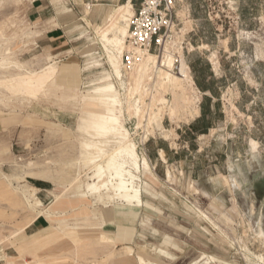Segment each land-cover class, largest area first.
Returning a JSON list of instances; mask_svg holds the SVG:
<instances>
[{
	"label": "rangeland",
	"instance_id": "obj_1",
	"mask_svg": "<svg viewBox=\"0 0 264 264\" xmlns=\"http://www.w3.org/2000/svg\"><path fill=\"white\" fill-rule=\"evenodd\" d=\"M121 4L0 0V56L9 48L8 58L38 71L48 55L57 63L54 84L64 89L47 84L32 96L0 86V146L7 147L0 158V264H264V0H176L172 42L158 57H181L193 83L175 116L159 100L171 105L170 90L155 81L136 79L128 95L132 71L120 65L124 42L115 46L109 34L119 32L107 19ZM108 25L105 41L97 30ZM54 29L65 44L57 57L45 38ZM87 54L94 59L84 69ZM12 73L21 71L10 68L0 77ZM107 73L125 131L96 136L78 126L81 112L93 120L103 109L83 84ZM194 79L213 94L202 93ZM66 90L76 91L67 103ZM130 103L142 118L127 114ZM208 107V122L196 124L209 127L207 133L192 136L189 127ZM138 119L143 127L135 128ZM118 141H133L148 163L136 181L140 207L107 191L116 183L113 174L102 177L99 192L86 190ZM85 142L92 156L82 153ZM113 161L123 159L116 153ZM62 175L66 181H58ZM68 177L77 184L71 187ZM34 179L51 183L50 198L37 194ZM23 191L39 204L31 207ZM41 205L51 210L49 225L30 235L26 228L41 216Z\"/></svg>",
	"mask_w": 264,
	"mask_h": 264
},
{
	"label": "bare ground",
	"instance_id": "obj_2",
	"mask_svg": "<svg viewBox=\"0 0 264 264\" xmlns=\"http://www.w3.org/2000/svg\"><path fill=\"white\" fill-rule=\"evenodd\" d=\"M86 9L88 10L89 7L87 6ZM132 15H133V11H132L130 3H126L124 5L118 6L109 15L108 19L110 23L109 25L113 24V27H112L113 29L111 31H114L116 29L117 32L119 33L111 34L109 31L110 30L109 25L104 30H97V33H101L105 41H108V38H106L105 35L103 34L110 33L109 35H113L114 37L115 46H119V47L123 46L122 44L124 42V47H125L124 51H125L127 48V44H126V41L123 40V37L125 36L124 34L126 33V31H128L129 25H127V22L129 19H131ZM126 36H127V33H126ZM3 54L4 55L0 56V71H5L7 69L13 68L14 70H16V72L21 71V73L20 74L16 73L17 75L15 74V76H13V73H12V76L10 75L9 77L7 76L8 78L4 77L3 79L0 77V83H1L0 86L4 85V87L7 89H13L15 87H18L20 91L33 96L35 95V93H38L40 90H42L45 85L47 84L55 85L54 78L57 74V63L50 60V57H48L47 55L48 53L45 54L47 55V57L46 56L45 57L47 58L48 62L44 64L43 66H41L40 68L38 66L37 67L39 68L38 71L26 70L25 67L23 66L24 63L22 64L19 62H15L12 59L8 58L10 56L9 48H4ZM160 57H154L151 54H144L142 56L141 62L127 76V80L129 84V87H128L129 94L128 95L129 96L132 95V90H134L133 86L137 82L136 79H141L142 77H146L148 81H152V82L155 81L154 82L155 85L159 86L160 88H163L164 90H168V91L170 90V93L172 95L171 105H167L166 104L167 100L165 99V97H162L161 95H160L161 97L159 100H162L160 102L162 107H164L166 111L169 110V113L171 116H175V114L181 112L182 110V106H183L182 104H184L182 100V96L184 94L185 88L186 87L189 88L193 82L189 76L188 68L184 64L183 59L181 57L180 59H178L179 66H178V72L176 75L173 74L170 70V68L173 67V62H174V60L170 58V55L166 56L165 58V56H162L161 54ZM84 59H85L84 65H83L85 66L84 69H88L89 67H92L91 61L94 58L90 54H87ZM120 65H121V58H120ZM11 72L12 70L10 71V74ZM4 74H7V73H4ZM110 76L111 74L107 73L105 76H102L100 78L87 80L83 84L84 89H86V91L88 90V92H91L93 94V96L87 95V97L90 96L89 99H94L95 101H98V103L103 107V109H102V112L100 111L101 113H98L96 115V118L93 120L87 119L84 112H81V116L78 120V126L92 129L93 131L96 132V136H112L115 134L124 133L125 131V128L123 127L122 122H121V113L120 111L116 110L121 105L120 104L121 102L119 98L117 97V93L114 90ZM116 79L118 80L120 78H116ZM55 88L59 89V91L64 90L60 87H57L56 85H55ZM1 90L2 88L0 89V91ZM68 93H71V95H68ZM75 93L76 91L66 90V94L62 95L61 98L64 99V102H66L67 99H68L67 101L73 100L74 99L73 97H75L74 96ZM46 94L50 95V93L49 94L46 93ZM6 98H10V97H6ZM85 98L83 100H85ZM163 99H165L166 103L163 102ZM134 104L135 103L133 104L130 103L127 105V109H126L127 114L130 116V114L133 113L135 117L136 116L138 117L139 115L142 118L143 114L141 110L135 108L136 105ZM147 116H148L147 114L144 115L145 119L147 118ZM140 119L137 120L136 127L134 126L135 128H138L140 124L139 122ZM141 125L142 124H140V126ZM132 143L128 144L127 142H122V141L117 142L118 147H117V150L115 151V154L117 153V155L121 159H123L122 164H119L113 161L115 154L107 156L106 157V160H107L106 167L105 168L101 166L97 167L93 174V178L96 179L97 182L87 183L85 185L87 191H91L92 193L99 192L102 187L106 186V183L99 182L102 179V177H104L105 174H110V175L113 174L114 178L116 179V183L114 184V186H111L112 187L111 189L107 188V191L109 192V190H111L110 193L113 196L118 197L119 199H121V201L124 204L128 206H131V207L142 206L141 187L139 186V184H136V181L138 180V176L141 173V171L145 173L149 171V166H148L146 159H140L138 157L137 153L139 150L137 151L138 149L137 146L134 143L133 144ZM6 148L4 146H0V158L7 151ZM82 148H83V151H82L83 154L92 156V154L89 153V151L93 148L92 145L85 142L82 144ZM64 175L59 176L58 181H66ZM69 177L67 178L68 180H69ZM77 181H78L77 178H72L69 185L72 187L73 185L77 184ZM22 195H23L24 200L29 205H31V207L33 206V204L35 206L39 204V203L35 204L34 202L33 204H30L31 201H37V200H33L34 197L30 196L26 191H23ZM52 195H53V200L55 201L59 197L58 195H55V194H52ZM111 197H112L111 195L108 196V198H111ZM41 206L43 207L42 208L43 212L41 213V216L50 217L51 210H48V209L45 210L46 208H44L43 205Z\"/></svg>",
	"mask_w": 264,
	"mask_h": 264
},
{
	"label": "built area",
	"instance_id": "obj_3",
	"mask_svg": "<svg viewBox=\"0 0 264 264\" xmlns=\"http://www.w3.org/2000/svg\"><path fill=\"white\" fill-rule=\"evenodd\" d=\"M137 6L129 22L127 48L121 56L123 71H132L144 54L158 57L172 42L176 0H134ZM174 64H178L175 61ZM174 70H178L177 67Z\"/></svg>",
	"mask_w": 264,
	"mask_h": 264
},
{
	"label": "crops",
	"instance_id": "obj_4",
	"mask_svg": "<svg viewBox=\"0 0 264 264\" xmlns=\"http://www.w3.org/2000/svg\"><path fill=\"white\" fill-rule=\"evenodd\" d=\"M95 1H99V0H95ZM119 1V0H118ZM121 1V5H124L126 3H130L132 11L135 10L134 8H136L137 3L134 0H120ZM118 5V6H121ZM117 6V7H118ZM89 7V6H88ZM134 12V11H133ZM111 14V13H110ZM109 14V15H110ZM109 15L107 16V19L109 17ZM106 19V21H107ZM106 24V23H105ZM45 38L47 39V41L49 42L48 45V52H53L56 51V54L54 57L60 56L63 53H65L64 51H61V49H63V47L65 46V44L62 42L63 39V33L59 30H51L46 32ZM69 64V63H67ZM69 68L66 69L65 72H68V74H73L70 73ZM213 70V69H212ZM208 80L210 78H207ZM209 91L206 92H202L204 94L208 93ZM203 112V111H202ZM201 112V115H202ZM201 115L196 117V120L199 119L201 117ZM209 116H206V120H208ZM189 130V129H188ZM160 152V150H159ZM162 152V151H161ZM32 187L36 190L37 194H40L41 196H45V198H50V189H51V183H49L48 181H43V180H39V179H34V183L32 184ZM40 199V198H39ZM42 201V200H41ZM44 201V200H43ZM42 204V202H41ZM48 221L47 219H45V217L40 216L37 217L27 228L26 231L29 232L30 235H37L39 233H42L43 231H45L48 227Z\"/></svg>",
	"mask_w": 264,
	"mask_h": 264
},
{
	"label": "trees",
	"instance_id": "obj_5",
	"mask_svg": "<svg viewBox=\"0 0 264 264\" xmlns=\"http://www.w3.org/2000/svg\"><path fill=\"white\" fill-rule=\"evenodd\" d=\"M195 83H196V86L199 88L200 91L202 92H206V91H209L210 93L213 94V91L210 89V88H206V87H203L201 86L197 79H194ZM211 115V110L210 108L208 107L206 109V111L202 112V115L199 119H197L195 124H192L190 127H189V133L192 135V136H195V135H198V136H201V135H205L209 129V127L205 126L203 129H199L196 127V124H198L199 122H208V120H206V116H210Z\"/></svg>",
	"mask_w": 264,
	"mask_h": 264
}]
</instances>
